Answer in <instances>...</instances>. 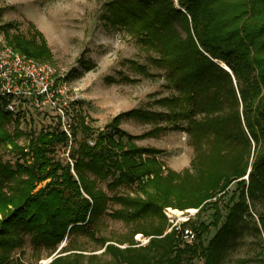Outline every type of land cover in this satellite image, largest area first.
<instances>
[{"label": "trees", "instance_id": "16d2710c", "mask_svg": "<svg viewBox=\"0 0 264 264\" xmlns=\"http://www.w3.org/2000/svg\"><path fill=\"white\" fill-rule=\"evenodd\" d=\"M105 19L155 53L153 63L167 70L177 95L158 102L168 115L152 116L166 120L173 131L187 124L194 151L190 167L167 169L157 157L162 151L136 144L165 128L139 136L120 128L122 120L140 117V110L116 116L106 126L110 131H100L90 144L78 140L79 134L93 133L88 122L94 120L87 116H71L70 136L57 127L27 132L23 116L0 102V149L17 157L12 163L0 156V264L24 248L27 234L50 255L65 239L84 236L99 242L116 264H224L233 242L245 234L264 238V213L253 211L264 206V0H116L107 5ZM0 30L16 52L53 63L33 24L27 34L16 24ZM82 60V68H93ZM69 144V162L63 164L55 151ZM109 180V191L132 193L109 195L101 188ZM234 183L240 191L231 195L224 216L220 198ZM214 199L213 223L198 224ZM111 203L120 208L109 212ZM169 208L198 210L197 219L185 224L198 235L194 244L167 232ZM105 216L133 226L127 239L115 242L127 247L97 237ZM212 228L217 232L205 245L203 237ZM139 234L150 239L146 246H136ZM72 241L50 264H81L83 255Z\"/></svg>", "mask_w": 264, "mask_h": 264}, {"label": "rangeland", "instance_id": "374dc122", "mask_svg": "<svg viewBox=\"0 0 264 264\" xmlns=\"http://www.w3.org/2000/svg\"><path fill=\"white\" fill-rule=\"evenodd\" d=\"M114 1L116 0H0V27L16 24L18 31L27 34L29 24H33L44 35L52 52L51 65L70 89L65 102H58L57 115L49 109L42 112L33 106H27L22 129L35 133L55 127L63 131L69 130L67 124L71 122V116L75 113L81 114L94 120L88 122L93 128V133L79 134L78 140H86L92 144L100 131H110L106 126L112 123L116 116L127 111L140 110V117L122 120L120 128L134 136L146 134L157 127L165 128L166 130L156 132L153 137L136 141V144L162 151V154L157 156L158 159L167 169L180 172L190 167L194 157L186 133L187 124L182 122L179 130L173 131L166 120L152 116L153 114L168 115V109L158 102L175 97L177 92L169 86L166 78L167 70L153 63V59L158 56L155 53H148L123 27H113L106 21L107 5ZM0 38L5 39L1 30ZM81 58L83 62L89 61L93 68L89 71L82 68L79 63ZM64 110L69 113L66 121L58 117ZM144 115L147 118H144ZM12 129L11 125L10 130ZM26 142L25 138L20 140L21 144ZM70 149L71 144L58 146L55 159L66 164L69 162ZM0 156L4 162L14 163L17 159L6 149H0ZM246 180L248 182L247 177ZM110 182L111 180L101 184V188L109 195L132 193L128 188L109 191L107 186ZM237 190L240 191L234 183L226 197H219V206L224 216L226 215L224 207ZM214 203L215 199L209 204V210L202 215L198 224L213 223ZM110 207L109 212L120 208L115 203H111ZM195 211L194 216L189 210L178 211L184 216L176 214L175 217L180 219L191 216L189 221L191 223L197 219L198 210ZM253 211L264 213V206L258 204ZM254 218L257 220V215L254 214ZM102 220L104 227L97 237L111 240L116 246L119 245L115 242L128 238L133 227L108 216ZM216 232L217 229L212 228L204 235L205 245ZM146 239L148 238L143 237L142 234L134 236L135 243ZM71 240H73L71 244L83 255L81 264H116L112 257L104 252L99 242L84 236L65 239L56 252L50 255L51 253L43 248L35 247L29 234L25 235L24 248L14 253L7 264H50L57 257L56 254ZM119 247L125 248L127 245ZM73 253L79 252H72L71 255ZM188 264H205V262L194 260ZM224 264H264V238L245 234L241 239L233 242Z\"/></svg>", "mask_w": 264, "mask_h": 264}, {"label": "built area", "instance_id": "2783aa9c", "mask_svg": "<svg viewBox=\"0 0 264 264\" xmlns=\"http://www.w3.org/2000/svg\"><path fill=\"white\" fill-rule=\"evenodd\" d=\"M60 77L52 65L37 62L16 52L5 39L0 38V102H4L7 111L24 117L30 105L38 111L49 109L57 115L58 102H65L70 92ZM58 117L66 121L67 111H61ZM64 131L70 136V130ZM195 212L190 214L194 216ZM164 214L170 223L167 232L174 230L183 244H194L198 240L196 231L185 226L191 216L176 219V211L170 208ZM149 240L140 241L136 246H146Z\"/></svg>", "mask_w": 264, "mask_h": 264}, {"label": "bare ground", "instance_id": "6f19581e", "mask_svg": "<svg viewBox=\"0 0 264 264\" xmlns=\"http://www.w3.org/2000/svg\"><path fill=\"white\" fill-rule=\"evenodd\" d=\"M222 65H224V64H222ZM176 212H177L176 214H178V215H180V216L183 215V213H178V211H176ZM189 212L193 213V212H195V210H189Z\"/></svg>", "mask_w": 264, "mask_h": 264}, {"label": "water", "instance_id": "95a60500", "mask_svg": "<svg viewBox=\"0 0 264 264\" xmlns=\"http://www.w3.org/2000/svg\"><path fill=\"white\" fill-rule=\"evenodd\" d=\"M222 68H224L226 71L230 72V70L225 65H220ZM231 73V72H230Z\"/></svg>", "mask_w": 264, "mask_h": 264}]
</instances>
